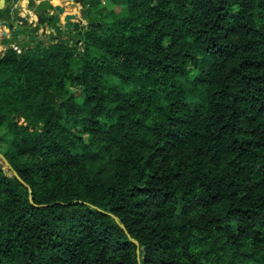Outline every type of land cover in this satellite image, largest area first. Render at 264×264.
Here are the masks:
<instances>
[{
    "label": "trees",
    "instance_id": "trees-1",
    "mask_svg": "<svg viewBox=\"0 0 264 264\" xmlns=\"http://www.w3.org/2000/svg\"><path fill=\"white\" fill-rule=\"evenodd\" d=\"M111 2L0 51V264H264V0Z\"/></svg>",
    "mask_w": 264,
    "mask_h": 264
},
{
    "label": "water",
    "instance_id": "water-1",
    "mask_svg": "<svg viewBox=\"0 0 264 264\" xmlns=\"http://www.w3.org/2000/svg\"><path fill=\"white\" fill-rule=\"evenodd\" d=\"M79 1L81 2V0H74L73 5ZM17 4L18 0H0V10L6 7L10 13V21L7 22L5 19H0V25H7L8 30L18 32L20 38L24 37L22 30L25 26H29V30L32 33L29 36L30 40H33L40 31H43L42 35L49 33L45 32L46 30L44 29L50 26L52 27L54 33H58L62 29H72L76 31L80 27V20L76 18L75 13L66 12L65 5H54L51 0H26V12L25 14H21ZM61 15H63L62 18ZM48 21H52L53 24H48ZM92 23H94V21H92ZM4 34H6L5 31ZM2 158L7 166L12 170L13 175L16 176L18 180L23 182L4 155H2ZM0 168L2 169L1 166ZM24 184L28 186L26 183ZM73 203H75V201ZM112 217L116 222H119L116 216L112 215ZM120 226L124 228L121 223ZM125 232L130 240L138 245V241L131 238L126 230Z\"/></svg>",
    "mask_w": 264,
    "mask_h": 264
},
{
    "label": "rangeland",
    "instance_id": "rangeland-1",
    "mask_svg": "<svg viewBox=\"0 0 264 264\" xmlns=\"http://www.w3.org/2000/svg\"><path fill=\"white\" fill-rule=\"evenodd\" d=\"M61 1V0H59ZM71 2L69 3L68 6H70L71 8L76 9V5L78 4L79 7L74 11L76 18L78 20H80V27L84 28L88 22H89V18L95 20H98L99 22L101 20H104V18H102L101 15H105L107 13V11L109 10H114L118 15H123L126 13V9L124 6L122 5H117L111 2V0H87L86 3L83 2V0H81V2L79 1L77 4H74L72 2H74V0H67V2ZM67 6V7H68ZM102 11V13L100 14V12ZM46 30L48 28H45ZM78 29V30H79ZM76 30V31H78ZM72 29H68V30H61L59 34H56L53 32V30L51 29V31L49 33H47L46 35L49 36V34H54V39H70L74 37L75 32ZM42 32L40 31L37 35H36V40L42 38ZM44 34V33H43ZM50 37V36H49ZM28 40H23L21 43H19V45H25L27 44ZM17 44V46H19ZM8 46V45H7ZM6 46V47H7ZM0 49L2 50V47H0ZM10 141V137L6 136L3 144L7 145V143H9ZM2 152L0 151V166L2 167V170L5 174L11 176L13 175L12 170L7 166V164L5 163V161L2 158Z\"/></svg>",
    "mask_w": 264,
    "mask_h": 264
},
{
    "label": "crops",
    "instance_id": "crops-1",
    "mask_svg": "<svg viewBox=\"0 0 264 264\" xmlns=\"http://www.w3.org/2000/svg\"><path fill=\"white\" fill-rule=\"evenodd\" d=\"M51 1H52V3L54 5H56V4L65 5L66 6V12H72V13H74V11L79 7V5L76 3L77 4L76 5L77 6L76 9H75V7L74 8H71L70 6H68L69 3H71V2L70 1L67 2V0H61V1H59V0H51ZM72 3H74V2H72ZM25 6H26V0H18L17 7H18L19 12L21 14H25V12H26ZM62 16L63 15H61V18H62ZM5 20L7 22L10 21V20H7V19H5ZM44 30H46V29H44ZM49 30L51 31V29H47L45 32H49ZM4 31L6 32V34H4ZM22 33L24 34V37L23 38H20L19 37V34H18V39L20 41H23V40H26V39L29 40V36L32 34L30 32V30H29V26H25L23 28V30H22ZM12 36H13V31L12 30H8L7 25H5V26L4 25H0V47H2V50L0 49V51H4L5 48H6V46L9 45V44H10V46H11V44H16L14 42L13 43L9 42L10 41V38Z\"/></svg>",
    "mask_w": 264,
    "mask_h": 264
},
{
    "label": "flooded vegetation",
    "instance_id": "flooded-vegetation-1",
    "mask_svg": "<svg viewBox=\"0 0 264 264\" xmlns=\"http://www.w3.org/2000/svg\"><path fill=\"white\" fill-rule=\"evenodd\" d=\"M48 24H53L52 23V21H48ZM50 26V25H49ZM51 27V26H50ZM50 27H48V28H50ZM50 29H52V27L50 28ZM62 30H68V29H62ZM49 32H50V30H49ZM60 32H58V33H56V34H59ZM50 36V37H49ZM49 36H47V35H42V38L43 39H45V40H48V39H52V37L54 36V34H49ZM30 40V39H29ZM34 40H36V36L34 37V39L32 40V41H34ZM59 40V39H58Z\"/></svg>",
    "mask_w": 264,
    "mask_h": 264
},
{
    "label": "built area",
    "instance_id": "built-area-1",
    "mask_svg": "<svg viewBox=\"0 0 264 264\" xmlns=\"http://www.w3.org/2000/svg\"><path fill=\"white\" fill-rule=\"evenodd\" d=\"M11 47H12L13 49H15L17 52H20V47L17 46L16 44H11Z\"/></svg>",
    "mask_w": 264,
    "mask_h": 264
},
{
    "label": "bare ground",
    "instance_id": "bare-ground-1",
    "mask_svg": "<svg viewBox=\"0 0 264 264\" xmlns=\"http://www.w3.org/2000/svg\"><path fill=\"white\" fill-rule=\"evenodd\" d=\"M25 12V11H24Z\"/></svg>",
    "mask_w": 264,
    "mask_h": 264
}]
</instances>
